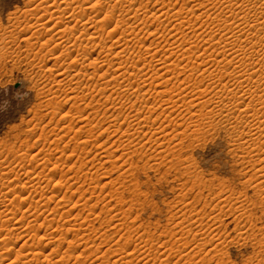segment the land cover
Returning a JSON list of instances; mask_svg holds the SVG:
<instances>
[{
  "label": "rangeland",
  "instance_id": "rangeland-1",
  "mask_svg": "<svg viewBox=\"0 0 264 264\" xmlns=\"http://www.w3.org/2000/svg\"><path fill=\"white\" fill-rule=\"evenodd\" d=\"M40 1L41 0H37V1L36 0H0V32H2V34H4L6 32L5 35H3L5 37L11 33L15 34L14 38L10 37L12 34L8 36L9 37L7 39L8 43L5 42L6 44L4 43L3 46H1L3 43L0 44V49H1L0 50V105H3V109L0 110V241L3 239L2 240L3 242L1 241V243H0L1 244L0 245L1 246V248H0V256H1L0 257V264H9V263L10 264H26L25 263L26 261H28L27 264H31V261H32V264H50V263L52 264V261H53V264L54 263L56 264L57 262H58L57 264H62V263L67 264V261H68V264H71V263H73V264H78V263H81V264H86V263L87 264H89V263H91V264H105V262H106V264H114L115 262H117L115 264H132V263L133 264H190V263L192 264L193 262H194V264H208V263L209 264H256V263L257 264H263L264 263V198H263L264 197V184H263L264 183V171L262 172L260 168H262V169L264 168V167H262V166H264V160H263L264 159V155H263L264 153H262V152H264V150H263L264 147H261L260 144L257 145V144L250 143L248 138H247L248 141L246 144V142H245L246 138L245 137H247L246 136L247 133L248 134L249 133H255L256 130L258 131L259 129L257 126L259 124L258 123L253 124L254 122L251 121L250 118H241V115L239 114L240 111H243L244 108L246 109V107H241V108L239 107L241 102H236V103L235 102L234 103L228 102L230 100L228 98L232 97V94H234V92L236 95H239L238 96L239 98L241 96H243V92H240L241 88L237 89L238 85H236V84H238L239 81L244 82L246 80L245 85L248 86L249 85V84H247L248 83V80H247L248 74H253L256 72V70L253 69V66H252V68H251V66L245 67L246 69L244 68L243 72H244V75H246L247 77L241 78V77H239L240 75H238L239 73L232 74L233 73L232 71L234 70V64H233L231 66H228L227 71H226L228 74L230 73L229 74L230 77L228 74L222 73L223 75H228V76L224 77L220 73L221 70H218L216 65H213V66H216L215 68L214 67H212V68L208 67L209 69H207V66H209V65H207V66L206 65H203V66L200 65L204 61V59H206L208 57L207 59L210 58L209 60H211V56L212 55L214 56L216 54H218V55L220 54L222 57L224 56L223 58H225L227 56L229 58V60H231V57H234V56H232V54L230 52L226 53L225 54L226 56L224 54H222L223 53L222 47L224 48V46H222V45H224V44L220 45L221 48H220V46L218 47L220 49L208 47V46H211L215 42V41H213V43H212V41L207 42V39L210 40L208 36H209V34L211 35L210 31L212 28H214V25L212 26L211 25L212 23H211V24H209L210 27L208 24H207L208 26H206V24L203 26V23L207 20V15H209L210 13H211L210 15H213V17L218 16L220 14V16H223L226 19L230 18V15L227 13L225 14L224 9L221 8L222 4H219L217 0H214L215 2L213 0H201V1L199 0V1H197L195 7L193 6L195 4L187 3V5L185 6L186 10H184L183 15H181L182 18L177 17L178 22L181 19H183L181 21H184V19L186 20V18H187V20L188 19L191 20L190 16L192 15V13L195 9V11L193 13L194 17L192 16V20L197 19L198 20L197 26L200 25L199 27H201V26L202 27L200 29H198L197 32H194V33H191V32H193V30H191V29L185 31L186 35L188 34V31L190 32L191 35L188 34L185 38V41H183V39H180V37L183 36V35L181 36V34L185 30L184 29L185 27L182 28L184 30H181V34H178L177 30L174 29V25H173L174 23L168 24V21H166L167 24L166 23L164 24L165 21H162V20L160 22H163V23L158 24V21L155 22L154 17L159 16L160 12H161L158 10H161L163 7L162 6L163 2L165 3L168 0H149V1L146 0V2H148V3H146L144 0V3L147 5H144L145 8L139 12V13H141L139 15V17L140 16L141 17L140 18L138 17V19H142V18L144 19L146 16L147 20H146V22H144V24L142 22H140L141 23V25H140V23H139L140 26L138 25V29H137L138 31L136 30V32L139 33L141 31V34L139 33L140 37H138V38L143 39V43L145 45L142 46L141 44H139V45H136L137 47L135 45L129 46L128 48L131 50H129V49L128 50L130 53L131 52L132 53L130 54L127 50V53L125 55H127V57H129L128 56L129 54L131 56H133L135 53H137L135 51H138L139 59H141L143 57V60H148V59H149L148 61H151L150 59H153V61L158 60L159 62L158 61L154 62L155 66H156V63H160V65L162 66L161 63L164 62L162 60V58L164 59V57L167 56L164 60L167 59V64H168V66L170 65L171 68L168 67L169 70H162V71L160 70L157 72L158 74L154 75V76L152 74V72H153L152 69L150 71L149 67H147L145 70H142L141 71L142 73H140L141 78L140 79L137 78V80L136 79L133 80V84L134 85L138 84L141 88L143 86L145 88L144 90H148V89L150 90L151 88L153 89L155 84H156V86H157V84H159L160 86H158V88L156 90H157V92H162L163 94H157L156 95L155 92L152 91L153 95H151V93L148 94L149 95L148 100L146 99V101L145 100L140 101V103L142 105L139 104L138 102H137L138 104L136 103L137 105L136 104L133 105L132 100L135 101V97L131 95V93H132L131 91L130 92L128 91V93H127L125 87H123V86H126L127 84H122V86L120 84V88L118 86H116V84L114 86V83H113L114 80H112V78H111V77H114V74H112L111 72H110L111 75L108 78H102L103 80H100L99 78L94 79V81H97L99 79V82H97V83L92 81L93 85L91 84L92 85L91 87H93V86L95 87L98 84L100 85L101 83H103V85H104L105 84L104 82L106 80L107 81L109 80L110 82L108 83L106 81V84H105L106 86L105 85L104 86L105 87L109 86V88L112 87L111 89H108V87H107L108 90L106 89L104 92L103 89L105 87L102 86L103 89L101 87L99 91L103 92V96H102V92H101V94L99 91L95 92V89L93 88L92 94H94V96L91 95L92 99L90 96H87L88 97L87 98L85 95L80 96L81 94H78L81 97V98H78L80 100V102H78L79 100L77 98H76L77 100L76 99L74 100L75 96L76 97H78V96L75 95L74 93H71L72 92L71 89L68 90L66 88L67 87L66 85H65L66 87L64 85H62V88H60V89L56 86L57 83L54 82L52 79H54V78L56 79L58 72L64 73L66 75H68V74L74 75V73L77 71H80V69L82 70L81 71L82 73L83 72L92 73L93 70L89 69V68H85V67L83 68L82 66H76L72 70V72L71 71H70V73L68 71L64 72V70H66L65 68H67L70 64V58L65 55V56H63V58H61V61L59 63L57 62L59 60L55 61L56 59H54V58L58 54H60V52L63 50L61 47L55 49L56 44H57L56 42L58 41V37H57V35L55 37V33H57L58 29L63 28L64 25H59L58 29H56L54 31H49V32L47 31L49 28H47L42 33L41 37H36V38L32 39L33 41L31 42V44H32L31 48H29L27 46L28 45L27 40H26L27 37H24L22 32L27 30L29 27L32 28L33 25L36 23V21H37L36 14H34L33 16H32V14L34 12H37L34 9L36 8L35 6H37ZM62 1H65V0H61V2ZM87 1L89 2V0H87ZM90 1H92V0H90ZM111 1L113 4H115V2H116V0L115 1L109 0L110 3H111ZM136 1L137 0H134L133 2H135V3H133L132 0H129V2L126 4V6H130V4L132 3V8L136 9V11H137V7L139 6V3H141L142 1L141 0H139L138 2H136ZM182 1L183 0H181L180 3H182ZM210 2H212V3H210ZM36 3H37V5H36ZM68 3L71 4V6H74L73 0H68ZM168 4H169V2H168ZM201 4H203V6ZM190 7L193 8V10ZM196 8H197V10H196ZM31 10L33 13L30 12ZM221 10H223V12ZM173 12L174 11H172V14L175 15V12L174 13ZM188 12H190V13H188ZM27 13H28V15H27ZM155 13H157V14L155 15ZM186 14H187V16H186ZM199 14L200 15L203 14L202 16L204 18L201 16L203 21L201 20V17ZM216 14H218V15H216ZM40 15L42 16V14H40ZM40 15H37L38 18ZM78 15L81 16L82 13H78ZM174 15H171L170 18H174ZM24 16H27V17H24ZM183 16H185V17H183ZM44 17H46V18H43L44 19L43 23L45 21H47V19H48L47 16H44ZM131 17L133 19H135V18L137 19L136 15H135V17H134V15H131ZM198 17H200V20ZM223 17H221V18H223ZM172 20H175V18ZM135 22H136V20H135ZM160 24H163V25H160ZM144 25H147V26H144ZM34 26H36V25H34ZM50 26H53V24L51 23ZM141 26H142V28H141ZM155 26H156V28H155ZM171 26H173V27H171ZM145 27L147 29H145ZM153 27H154V29H153ZM31 28H30L31 31L29 30L28 33H26V35L32 34L31 32L34 31L33 30L34 28H32V29ZM140 28H141V30H140ZM209 28H210V31H209ZM50 29H51V27H50ZM52 29H53V27H52ZM122 30H120V31L122 32ZM144 31H145V34H144ZM148 31L151 33L149 34ZM152 31H153V33L154 32L155 33L153 34ZM175 31H176V33H175ZM121 32L119 34H121ZM173 33H175L176 37H174ZM197 33H200V34L203 33L202 35L204 37L202 35L197 34ZM139 34H138V36H139ZM206 34H207V36H206ZM0 35H1V33H0ZM262 35L256 36L255 38H257V39H255V41L256 40L260 41V39L262 38L261 41L264 43V41H263L264 35L263 36ZM52 36H54V39L52 41H50L48 44L47 43L44 44V42H46V39L47 38L49 39ZM196 36H197V39H196ZM183 37H185V36H183ZM15 38H17V39L15 40ZM106 38H108V39H105V41H102L100 39H99V41H97V43L100 44L99 47H101L102 50H100L99 47H97L98 51H97V48H93V43H92V45L89 46L90 50H94L95 55L93 58L94 59L96 58V61L98 60L97 63L100 65L102 64L101 62L104 61L105 59L114 60L116 58L115 57L116 53H108L107 54L106 49L102 48L105 44L111 45V43H112V41H111L112 39L109 36H107ZM162 39H163V41H162ZM100 41H101V43L103 42L105 44L99 43ZM153 41L155 44L153 43ZM243 41H244V39H243ZM0 42H2V41L0 40ZM151 43H152V46H151ZM170 43H172V44H170ZM181 43H182V45H181ZM244 44H246V41L243 42V45ZM139 46L142 49L139 48ZM182 46H184V47H182ZM130 47H132V48H130ZM155 47H158V48H155ZM187 47L190 48L191 50H189ZM206 47H208L209 49L207 50ZM175 48H177V49H175ZM173 49H174V53H173ZM184 49H185L186 53H184L185 52ZM195 49H197L198 51ZM176 50L178 52H180L179 55H178V52ZM193 50L197 51V52H193ZM227 50H229V48ZM175 51L177 54L175 53ZM182 51H184V52H182ZM191 51H192V53H191ZM205 51H207V52H205ZM98 52L101 55H98ZM188 52H189L190 56L187 55ZM147 53H149V54H147ZM152 53L154 54L155 57L152 56L153 55ZM170 53L172 54V56L175 54L173 56L174 59L172 58ZM182 53L184 54L183 56H182ZM193 53L195 55L196 54L197 55L200 54V55L197 57V55L195 56V55H193ZM140 54L141 55L143 54V55L141 56ZM150 54L152 57L150 56ZM259 54L262 55V53H256L254 59L263 58V55L261 57V55H259ZM3 55H4V57H2ZM108 55H110V56L108 57ZM147 55H149V58ZM168 55H170V56H168ZM192 55H193V57H192ZM205 55H207V56H205ZM134 56H136V54ZM156 56H158V57H156ZM221 56L219 58L220 60L222 58ZM97 57H98V59H97ZM176 57L178 59L180 58V60H178ZM184 57L187 60H183V59H185ZM195 57H197L199 59H197ZM189 58H190V61H188ZM193 58H195V59H193ZM173 60H174V62H173ZM181 60L183 61V63ZM201 60H203V61H201ZM262 60H264V58ZM169 62H170V64H169ZM186 63L189 65L195 64L196 67H195V65L189 66ZM32 64H33V66H32ZM53 65H55V66L57 65V67H54ZM210 66H211V64H210ZM61 67H63V68H61ZM181 67H182V69H181ZM201 67H203V68H201ZM50 68H52V70L55 69V71L52 72L54 74H52L48 71ZM108 68L109 67H107V69H105V72H104V69H102L103 70V71H101L102 73L100 72L101 76L106 74V71L108 70ZM190 68L191 69L193 68L192 69L193 71ZM195 68L197 70H195ZM199 68H201V69H199ZM185 69H188V70H185ZM205 69H207L208 71ZM181 70H182V72H181ZM184 70L186 72H184ZM165 71L166 72L168 71L167 74H165L166 73ZM67 72H68V74H67ZM103 72H104V74H103ZM146 72H148V73L151 72V73L148 74ZM180 72L181 73L184 72V74L181 75ZM246 72H247V74H246ZM215 73L217 74V76ZM256 73H258V74H256L257 76L260 74L259 72H256ZM177 74L178 75L180 74L179 75L180 77H178ZM211 74H214V75H211ZM149 75H152L153 77H155V79L153 77L151 78V76H149ZM174 75H176L175 77L176 78L178 77V78L176 79L174 77ZM183 75L186 76L185 79H183L184 78ZM208 75H210L211 77L213 76L212 77L213 81H212V78L210 80V78H209L210 76H208ZM218 75H221L223 77H221V76L218 77ZM158 76H159L160 80H157V79H159ZM214 76L217 78H215ZM231 76L234 80L231 78ZM148 77H150L151 79ZM203 77L206 79L205 81H203V79H204ZM174 78L176 79L177 83H176ZM188 78L190 80H188ZM200 78H202V79H200ZM214 78H215V80H214ZM221 78H223V79H221ZM225 78L226 79L229 78V81L226 80ZM245 78H247V79H245ZM195 79H197L196 80L197 82L194 81ZM207 79H208V81H207ZM235 79L238 80V82L235 81ZM242 79H244V81ZM71 80H73V79L70 78V80H68L66 83L70 82ZM178 80H179V82H178ZM182 80H183V82H182ZM222 80H224L223 83H222ZM140 81L142 84L141 83L139 84ZM184 81L186 84L184 83ZM233 81H234V84H232ZM76 82L74 81V83H76ZM163 82H164V85H163ZM193 82H194V85L192 84ZM199 82H201V83H199ZM219 82H220V84H219ZM225 82L227 85L224 84ZM94 83H96V84H94ZM148 83L150 84L151 88L149 85H147ZM211 83H213V84H211ZM144 84L147 87L148 86L149 87L147 88ZM176 84H179V86L181 85L180 88H178L179 86ZM188 84H189V86H188ZM195 84H197V85H195ZM199 84H200V86H199ZM228 84L229 85L231 84V86H228ZM185 85L188 86V88H185L186 87ZM225 85H226V88H225ZM48 86L49 87L51 86L50 88L53 87L55 90V91H53L55 93H54V99H52V102L54 101V103L52 104V107L50 106L52 103L50 98H53L52 97L53 93H51L50 90L48 91V88H49ZM176 86H178V87H176ZM63 87H64V89H63ZM232 87H234V90L232 89ZM184 88L186 89L187 92L185 90L182 91ZM221 88L224 91H221L222 90ZM256 88L252 89V91H255ZM263 88H264V83H263ZM65 89H67L68 91H66ZM112 89H114L115 92L118 89L119 93L121 90L120 96L117 93L112 94V92L114 91ZM123 89H124V91H122ZM180 89H181V91H180ZM231 89L234 92H232ZM236 89H237V91H236ZM97 90H98V88H97ZM175 90H177L178 92ZM243 90H245L244 91L245 95L243 97H245V98L247 97L246 101H244V104H247V102L250 101V100H248L250 98H252L251 101H254V99H256V101H258L260 98H262L260 101H264L263 92H259L258 94L253 93V97H252L250 95L251 91L247 87H245ZM259 90H262V87ZM56 91L59 93L57 94ZM171 91L172 92L174 91V92L170 93ZM179 91H180V93H179ZM49 92L51 94H48ZM97 92H99V93L97 94ZM166 92H167V94H166ZM201 92H202L203 96L201 95ZM222 92L223 93L228 92L229 94L227 93V95L226 94L222 95V94H220ZM70 93L73 95L71 96ZM168 93H169V95H168ZM247 93H249L248 96H247ZM95 94L98 95V97H100V98L95 97L96 96ZM195 94H197L198 98L196 97ZM216 94H217V96H216ZM56 95H59V96H56ZM110 95H112V96L110 97ZM154 95H156V97ZM176 95H178L179 97H177ZM198 95L201 97V99H199L200 97ZM204 95L205 96L207 95L208 97L206 96L205 98H203ZM171 96H173V98H170ZM218 96L222 101L220 99H218ZM225 96H227V97L225 98ZM72 97H74L73 99H71L72 101L68 100ZM106 97H107V99H110V98L111 99L106 101ZM120 97L121 98L123 97V98L121 99ZM243 97H242V99H243ZM255 97H257V98H255ZM84 98H86V99H84ZM112 98H114V99H112ZM130 98H131V101L129 100ZM190 98L192 100L194 99L193 101H195V100L196 101L193 103V101L190 100ZM202 98H203V100H202ZM207 98L208 99L210 98L211 101L210 100H208V101L210 102L211 105L207 101ZM56 99H58V100H56ZM101 99H103V100H101ZM115 99H116V101H115ZM149 99H150V101H149ZM166 99H168L169 102H171V100H173V99L176 102V99H177V101H178L177 105L178 106L174 105L175 103L173 104V101H172V105H173V107L175 106V109L173 107H169L164 102V101H166ZM55 100H56L57 104H56ZM67 100H68V103L66 102ZM81 100H82V102H81ZM84 100H85V102H83ZM87 100H89V101H87ZM93 100H96V101H93ZM224 100H225V102H223ZM102 101L103 102L105 101L106 103L104 102L105 103L104 104V103H102ZM127 101H128V104H125V103H127ZM161 101L163 103H165L166 105L163 106V103ZM204 101H205V103H204ZM47 102L50 105H47L46 104ZM49 102H51V103H49ZM95 102L97 104H95ZM98 102L100 103V105ZM109 102H110V104H109ZM129 102H130L131 110H129L130 108H129V106H127V105H129ZM131 102H132L133 106H136V107H133L134 109L132 108ZM143 102H145V103L148 102V103L143 104ZM154 102L157 103L156 104L157 106L159 105V109H158L159 111L157 110V112H155L156 114L154 115V116H156L155 118L159 117L161 115V113L163 114L161 116L160 120L155 122V125L153 128H156V129L152 128L153 129L152 130V129L145 128L144 130H140L142 133L138 131L137 132L138 134L137 133L135 134V132H133V130L130 131V133H128V134H127V132H129V131L123 132V131H125V129H123V131H122V133H124V135L127 134L126 136H128L129 134H131L133 132L134 134H131V135H133L134 137L139 138V136H141L142 139H144L145 144H143L144 145V148L142 151L143 153H141L142 155L143 154L144 155L142 156L141 154H138L137 156L133 155L131 157L130 154H128V155H125L124 158H121L120 161L119 160L116 161L115 159H117V156H120V152L118 154H116V153L113 154V151L115 152V150L117 149L115 147L118 146V140L122 136V133L121 134L119 133L118 135H115L114 133H112V130L115 131V125L117 123H120V119L125 118L126 116L128 117V115L133 116V115H135V113L136 114L137 113H144V114L148 113V111H147V110H149L148 108L150 106L154 105L155 104ZM191 102H192V104H190ZM196 102H200V104L199 103L196 104ZM206 102L208 103V105ZM60 103L62 105H58ZM75 103L77 106L75 105ZM161 103H162V105H161ZM179 103L180 104L182 103L181 106H179L180 105ZM201 103L202 104L204 103L205 107H204V105H201ZM219 103H220V105L217 106ZM44 104H46L47 106ZM94 104L97 106L95 107ZM107 104H109V105H107ZM120 104L123 107L120 106ZM183 104H185V106ZM194 104L196 105V107L198 105L200 107L198 106L196 108L194 106ZM222 104H224V105L222 106ZM101 105H102V107H101ZM124 105H126V106L124 107ZM172 105H170V106H172ZM187 105L189 108H186ZM190 105H192V106H190ZM236 105H237V107H236ZM53 106H54V108L56 106L58 107V108L57 107L55 108L56 111L54 110ZM142 106H144V107H142ZM145 106H146V109H145ZM213 106H215L214 109H212ZM226 106H227V108L225 109L224 107H226ZM109 107H110V109H109ZM120 107H122L123 109ZM138 107L140 108L139 109L140 111L138 110ZM113 108H116V110ZM142 108H144L146 112L144 110L142 111ZM200 108L202 109L201 111H199ZM76 109H77V112H76ZM94 109L97 111L95 112ZM118 109H119V111H118ZM127 109H128V113H130V114L127 113ZM210 109L212 110V112ZM78 110H80V111H78ZM179 110L180 111L183 110L182 115H181L182 112H180ZM188 110H190L191 113H190V111L188 112ZM207 110H208V112H206ZM86 111L90 112V114H92V116L89 115ZM121 111H122L123 115H122V113H120ZM129 111H131L132 113L133 112H135V113L132 114ZM78 112H79V114L76 115ZM80 112H82V113H80ZM105 112H107L106 115H105ZM159 112H161V113L159 114ZM194 112L197 114V116H195L196 114ZM110 113L112 114V116H110L111 115ZM117 113H119V114L116 118L115 115H117ZM168 113H170V114H168ZM86 114H88L89 117ZM126 114H128V115H126ZM158 114H159V116H158ZM79 115L81 116L82 121H80L78 119ZM200 115H201L202 119L199 117ZM82 116H84V118ZM106 116H110V117H107L108 118L107 119ZM119 116H123V117L120 118ZM102 117H104V118L102 119ZM177 117H179V118H177ZM105 118H106V120H105ZM115 118L116 119L119 118V122H118V120L115 122ZM208 118H209V120H208ZM87 119H88V121L90 119L89 122L92 121L91 123H93V124L90 125L87 122ZM84 120L86 122H83ZM95 120H97L98 122H95ZM162 120H163V122H161ZM177 120H178V124H177ZM197 120L200 123H198ZM201 120H202V122H201ZM169 121L171 122V124ZM77 122H78V125H77ZM83 123L84 124L86 123V124L84 125ZM96 123H101L102 126L99 124L101 126L100 127ZM109 123H111V124H109ZM174 123H176V124H174ZM168 124H169V126H168ZM179 124H181L182 126ZM68 125H70L71 127L73 126L72 127L73 130ZM80 125H82V126H80ZM109 125L111 127V129H110L111 132L109 131V128H110ZM165 125H167L166 127H168V129L165 127ZM178 125H179V127H178ZM196 125L199 128H197ZM65 126H66V128H65ZM92 126L93 127L97 126V127H95L96 132ZM113 126H114V128H113ZM156 126L160 127V128H157ZM162 126L164 127V130H163ZM81 127L85 128V129L87 127V129H86L87 131H85V129H82ZM102 127H103V130H102ZM263 127H262V129H263ZM64 128L67 130V132H70V133L65 132L66 130ZM77 129L80 132L77 131ZM105 129H107V131ZM160 129H161V131H160ZM93 130H94V132H93ZM165 130H166V132H165ZM74 131H76V132H74ZM84 131L86 134L87 133H89V134L86 135L84 133ZM91 131H92V133H91ZM103 131L104 132L106 131L107 133L103 134ZM150 131H151V133H150ZM152 131H154V132L160 131L161 133H160V135L158 134L159 136L157 135L156 137H153L154 139L152 138V141H150L151 135L153 134ZM183 131H186V132H183ZM246 131H248V132H246ZM108 132H110L111 134L109 135ZM147 132H149V134L145 135V133H147ZM240 132L241 133L244 132V133L241 134ZM258 132H259L258 135L262 134L261 130ZM65 133H67L66 138L64 136ZM90 134H91V136H94V137L93 138L91 137V139H89V138L86 139V137H90ZM56 135H58V136H56ZM96 136H99V137H97L98 140L96 139ZM109 136H112V137H109ZM143 136H145V137L143 138ZM80 138H81V140H80ZM75 139H76V142H74ZM78 140H80L81 142L79 143ZM87 140H89L91 147L89 145V142H86ZM94 140L95 141L97 140V141L92 143ZM116 140H117V143H116ZM83 141L86 142L87 145H86V143H84V146H83L82 145ZM114 141H115V143H114ZM76 143L79 146L76 145ZM74 144H75V146H77L79 148V149H75L76 151L72 150L75 148ZM100 144H102L103 147ZM105 144H106V146H104ZM80 146H81V149H82V147H84L82 149L83 151L85 149L84 152L80 149ZM111 146H112V148H111ZM86 148L89 151L86 150ZM73 151L76 153L74 154ZM104 151L106 152V154L108 152H110L109 154L112 153L113 154L112 156L115 155L116 157L114 156L112 158L107 157V158L101 159V157H102V156H100L101 152H104ZM81 152H82V154H80ZM86 152H88V153L86 154ZM124 153L127 154V152H124ZM260 153L262 155H259ZM78 154H79V156H78ZM96 154H98V156H96ZM246 154H248L250 156L246 157ZM75 155H76V157H75ZM80 155H82V156L80 157ZM94 156L97 158L94 159ZM136 157L137 158L140 157V158L137 159ZM248 157H250V159ZM78 158H79V160H78ZM245 158H247V159H245ZM90 159H92V160H90ZM108 159H110V161H106ZM128 159H129V162H127ZM93 160H94V162L92 163ZM112 160L114 161V163H111ZM136 160H138V162ZM245 160H247V161H245ZM104 161H106L108 163H105L103 165ZM125 161L127 162L126 163L127 165H125ZM134 161L137 162L136 165L134 164L135 163ZM109 162H110V164H109ZM115 162H116V164H115ZM131 162L134 164V165L132 164V167L136 166L135 168H132L130 166ZM82 163H83V165H81ZM84 163L87 166L84 167V165H85ZM128 163H129V165H128ZM73 164H75V165H73ZM92 164H93V167H89ZM113 164H114V166H113ZM122 164L126 168L120 167V166H122ZM56 165L59 166V167H57L58 169H55ZM95 165H97V166H95ZM71 166L73 168H71ZM115 166H117V167H115ZM75 167H76V169H75ZM82 167H83V169H82ZM69 169H71V170H69ZM78 169H80L81 171L79 172ZM88 169H90V171ZM96 169H97V171H95ZM130 169H131V172H130ZM258 169H259V171H258ZM132 170H136V171H134L132 173ZM93 171H94V173H93ZM125 171H126V173H125ZM74 172L75 173L77 172V174H75ZM85 172H88V173L86 174ZM61 173H62V176H61L62 178L60 177ZM63 175H64L65 179L63 178ZM86 175H88V176H86ZM121 175H122V177H121ZM124 176H126V177H124ZM70 177H72V178L70 179ZM80 177H81V179H80L81 183L84 180V182L82 184L80 183V181L77 180ZM89 177H91V180ZM84 178H86L87 180H85ZM250 178H252V179H250ZM74 179H75V181L77 180L78 182L76 181V183H75ZM116 180H118V181H116ZM115 181H116V183H115ZM73 182H74V184H73ZM85 182H88V183L83 185ZM91 183H93V185ZM57 184H59V186H57ZM79 185H81V186H79ZM82 185L84 188H82ZM90 185L92 188L90 187ZM261 186H262V188H260ZM76 187H77V189H76ZM112 187H113V189H112ZM78 188L79 189L82 188V189H80L81 193L78 191ZM85 188H87L88 191ZM118 188H119V190L121 189L122 191L121 190L119 191ZM136 189L138 191H136ZM55 190H56V194H55ZM76 190L78 191V193ZM83 190L85 192L86 191L87 192L85 193ZM113 190H115V192ZM73 191H75V192H73ZM34 192H36V193H34ZM83 192H84V194H83ZM112 192H113V198L115 197L114 200L110 196V195H112ZM116 192H117V194L114 195ZM227 192H229V193H227ZM131 193H132V195H131ZM137 193L140 196H138ZM80 194H83V195L80 196ZM89 194H91V195H89ZM135 194H136V196H135ZM108 195L110 196V198ZM117 195H119V197ZM137 196H138V198H137ZM53 197L55 198V200L52 199ZM91 197H92V199H90ZM261 198L263 200H261ZM116 199H118V200L116 201ZM237 199H239V200H237ZM235 200L238 201V203L234 202ZM106 201H108L109 203ZM115 201H116V204H115ZM260 202H262V204ZM55 206L58 208H56ZM242 207L245 211H243V209H241ZM108 208H111V209H108ZM237 209L241 210L242 212L238 211ZM202 210L206 211V214H202V213H205L204 211L202 212ZM69 212H70V214H69ZM80 212H81V215H80ZM188 212L190 213V215ZM184 213H185V215H184ZM241 213L243 215H241ZM203 215H205V216L203 217ZM66 216H68V217H66ZM188 216H189V218H188ZM240 216H241V218H240ZM49 217H50V220H49ZM183 217L187 218L186 219L187 222H185V218H183ZM190 217H191V219H190ZM215 218H217V220ZM200 220H201L202 224H200V222H199ZM39 223H41V225ZM55 223H56V225H55ZM217 224H218V226H217ZM131 226H133V227H131ZM200 226L206 227V228H201ZM10 228H12V229H10ZM67 229H68V231H67ZM186 229H189L188 231L191 233L188 234ZM192 229H193V231H192ZM10 230H12V231H10ZM197 231H199L200 233L198 234ZM182 232H185V234H182ZM173 234H175L174 237L170 238L169 236L170 235L173 236ZM196 234H198V235H196ZM39 236H41V237H39ZM84 236H86L87 238L91 237V240L87 239L86 237L84 238ZM156 238L157 239L159 238V239L157 240ZM85 239L88 241H92V242L88 243V241H86ZM155 239H156V241H155ZM172 240H173V243H172ZM174 240H176L175 243H174ZM84 241H86L87 243L86 242L84 243ZM145 241H146V243H145ZM27 242L31 245L30 247H29V244ZM93 242H94V244H93ZM24 243H27L28 245L26 244L27 245L26 246ZM23 245H25V247ZM141 245L142 246L144 245V246L142 247ZM32 246L38 247V252L41 255L40 257H38L36 259L37 261L33 260L34 259L33 258V253H34L33 251H36V250L32 249L31 248ZM148 247H149V249H148ZM4 248H5V250H4ZM170 248L171 249L174 248V250L173 249L171 250ZM137 249H138V251H137ZM57 250H59V254H58ZM150 250H152V251H150ZM156 250H158V251H156ZM50 251L53 253H50ZM105 251H106V253H104ZM110 251H112V252H110ZM119 251H120V253H119ZM113 252H117V254H115ZM118 253L119 254L122 253L121 254L122 256L123 255L125 256L127 254H129V255L125 256V258H124V256L121 258V256L119 257ZM16 254L18 256H16ZM69 254H71V255H69ZM103 254H104L103 257H105V258L102 257ZM109 254H111V255L109 256ZM151 254H153V255H151ZM21 255H23V256H21ZM47 255H50V256L53 255L52 256L53 258H51L50 256L47 257V259L50 257L49 259L52 261H50L49 259L48 260L46 259L45 256H47ZM64 255H66V256H64ZM68 255L71 258H69ZM88 255H90V256H88ZM61 256L62 257L64 256L65 259H64V257L62 258ZM76 256H78V257H76ZM87 256H88V258H87ZM189 256L193 259H191ZM75 257H76V259H75ZM30 258H32V259H30ZM62 259H64L63 260L64 262L60 261ZM67 259H69V260H67ZM121 259H122V261H121ZM188 259H191V261L192 260L193 261L191 262ZM262 259H263V261H262ZM76 260H78V261L76 262ZM129 260H130V262H129Z\"/></svg>",
  "mask_w": 264,
  "mask_h": 264
},
{
  "label": "bare ground",
  "instance_id": "bare-ground-1",
  "mask_svg": "<svg viewBox=\"0 0 264 264\" xmlns=\"http://www.w3.org/2000/svg\"><path fill=\"white\" fill-rule=\"evenodd\" d=\"M37 1V0H36ZM113 1H115V0H113ZM134 0H132V2H133ZM139 0H137L136 2H138ZM142 1V2H141ZM140 2L141 3H139V6L137 7V11H136V9H134V8H132V3L130 4V6H126V4L129 2V0H116V2H115V4H113L112 3V1H111V3L109 2V0H92V1H90L89 0V2L87 1V0H73V5L74 6H71V4H69L68 3V0H65V1H62L61 2V0H41L40 2H39V4L37 5V3H36V5L37 6H35L36 8L34 9V10H36L37 12H32V10L30 11L31 13H33L32 14V16L34 15V14H36V17H37V21H36V23L34 24V25H36V26H34L33 25V27L32 28H34L33 30V32H31L32 34L31 35H26V33H28V31L30 30V28L31 27H29L27 30H25V31H23L22 33H23V36L24 37H27L26 38V40H27V43H28V47L29 48H31V46H32V44H31V42L33 41L32 39H34V38H36V37H41V35H42V33L47 29V28H49L47 31L49 32V31H54V30H56V29H58V26L59 25H64V27L63 28H60V29H58V31H57V33H55V37H56V35H57V37H58V41L56 42L57 44H56V47H55V49L56 48H62L63 50L60 52V54H58L54 59H56L55 61H57V60H59V61H57L58 63L61 61V58H63V56H67V57H69L70 58V64H69V66L67 67V68H65L66 70H64V72L65 71H68L69 73H70V71L72 72V70L76 67V66H82L83 68L85 67V68H89V69H92L93 70V72L92 73H90V72H81L82 70L80 69V71H77V72H75L74 73V75H70V74H68V72H67V74L68 75H66V74H64V73H59L58 72V74H57V76H56V79L54 78V79H52L54 82H56L57 83V87L60 89V88H62V85H66L65 87L68 89V90H70L71 89V93H74L75 95H77L78 97H76L75 96V98L74 97H72V98H70V99H68V100H71V99H73L74 98V100L77 98H81L80 96H82V95H85L86 97L87 96H90L91 97V95H93L94 96V94H92V90H93V88L95 89V92L96 91H99L100 90V88L103 86V87H105L106 85V81L104 82L105 84V86L103 85V83H101L100 85L98 84L97 86H93V87H91L93 84H92V81H94V79H96V78H99L100 80H103L102 78H108V77H110V72L112 73V74H114V77H111L112 78V80H114L113 81V83H114V86H115V84H116V86H118L119 88H120V84H121V86H122V84H127L126 86H123V87H125V89H126V91H127V93H128V91L130 92H132L131 93V95L132 96H134L135 97V101H133L132 100V102H133V105L134 104H136L137 102L139 103V104H141L140 103V101H146V99L148 100V98H149V95L148 94H150L151 93V95H153L152 94V91L153 92H155V94L157 95V94H163L162 92H157V88H158V86H160L159 84H157V86H156V84H155V86L153 87V89L151 88V86H150V84L148 83L147 85H149L150 86V88L152 89H148V90H144L145 88L142 86V88L138 85V84H136V85H134L133 84V80H137V78H141L140 77V73H142L141 71L142 70H145L147 67H149L150 68V71H151V69H152V74H153V76L154 75H157L158 73V71H162V70H169V68L168 67H170L171 68V66L169 65L168 66V64H167V59L166 60H164L166 57H164V59L162 58V60L164 61L163 63H161L162 64V66L160 65V63H156V66H155V64H154V62H156V61H158V60H154L153 61V59H150L151 61H148V60H143V57L141 58V59H139V54H138V51H135V52H137V53H135L136 54V56H131L130 54L132 53H130L129 52V50H131V49H129L128 47L129 46H133V45H139V44H141L142 46H144L145 44L143 43V39H140V38H138V37H140V34H141V28H142V26H141V28H140V34L138 33V32H136V30L138 29V25H139V23L140 22H142L143 24H144V22H146V16H145V18L143 19H138V17H139V15L141 14V13H139L141 10H143L144 8H145V6L144 5H147V4H145L144 3V0H141ZM149 1V0H148ZM197 1H199V0H183L182 1V3H180L181 2V0H168L167 2H163V4H162V9L161 10H158V11H161L160 12V15L159 16H156V17H154V19H155V22H157L158 21V24L159 23H163V22H160L161 20L162 21H165L164 22V24L166 23V21H168V24H172V23H174L173 25H174V29H176L177 30V32H178V34H181V30H184L183 32H182V34H181V36L183 35V36H185V37H180V39H183V41H185V38H186V36L188 35V34H190V32L188 31V34L186 35V32L185 31H187V30H193V32H191V33H194V32H197V30L198 29H200L201 27H199V26H197L198 24V20L197 19H194V20H192V16L194 17V11H195V9H194V11H193V13H192V15L190 16V18H191V20L190 19H188L187 20V18H186V20L184 19V21H181V20H183V19H181L179 22H178V20H177V17H181L182 18V16L181 15H183V12H184V10H186V5H187V3H193V4H195V5H193L194 7L196 6V3H197ZM201 1V0H200ZM214 1V0H213ZM218 1V3L219 4H222V6H221V8L222 9H224V13L226 14H229L230 15V18L229 19H226V18H224L223 16H220V14L218 15V14H216V15H218V16H215V17H213V15H207V20L203 23V26L206 24V26H208L209 24H211L212 26L214 25V28H212L211 29V31H210V28H209V31H210V33H211V35L209 34V39L210 40H208L207 38V42L208 41H212V43H213V41H215L211 46H208V47H213V48H218L221 44H224V45H222V46H224V48L222 47V50H223V53L222 54H226V53H228V52H230L231 54H232V56H234V57H231V60H229V58L226 56L225 58H223L220 54V56L222 57L221 58V60L219 59L220 58V56L218 55V54H216V55H212L211 56V60H209V59H204V61L203 60H201V61H203L200 65L201 66H203V65H209V66H207V69H209L208 67H216L217 66V68H218V70H221V74L223 73V74H228L226 71H227V67L228 66H231V65H233L234 64V70L232 71L233 73L232 74H237V73H239L238 75H240L239 77H241V78H244V77H247L246 75H244V72H243V69L245 68V67H248V66H251V68H252V66H253V69L254 70H256V72H259L260 74L257 76L256 74H258V73H256L255 71V73H253V74H248V79L247 78H245V79H247L248 80V83L247 84H249L248 86H246L245 84V82H246V80L244 81V79H242L244 82H242V81H239L238 82V80H236L235 79V81H237L238 82V84H236V85H238V87H237V89L239 88H241V91L240 92H243V96L245 95V93H244V91L245 90H243L245 87H247L250 91H251V96L253 97V93H256V94H258L259 92H263V94H264V88H263V83H264V60H262L263 58H264V43L261 41V39H260V41H258V40H256L255 41V39H257V38H255L256 36H258V35H264V0H217ZM216 1V2H217ZM77 2V3H76ZM145 2H146V0H145ZM168 2H169V4H168ZM215 2V1H214ZM35 3V2H34ZM72 3V2H71ZM76 3V4H75ZM133 3H135V2H133ZM146 3H148V2H146ZM202 3V2H201ZM210 3H212V2H210ZM158 4V3H157ZM181 4V5H180ZM215 4V3H214ZM35 5V4H34ZM120 5V6H119ZM149 5V4H148ZM202 6H203V4H201ZM218 5V4H217ZM216 5V6H217ZM215 6V5H214ZM213 6V7H214ZM219 6V5H218ZM135 7V6H134ZM147 7V6H146ZM205 7V6H204ZM220 7V6H219ZM136 8V7H135ZM191 8V7H190ZM192 10H193V8H191ZM33 10V11H34ZM174 11L175 12V15L174 14H172V11ZM196 10H197V8H196ZM222 12H223V10H221ZM23 12V11H22ZM39 12V13H38ZM173 12V13H174ZM190 12H188V13H190ZM199 12V11H198ZM205 12V11H204ZM203 12V13H204ZM25 13V12H24ZM78 13H82V15L80 16V15H78ZM159 13V12H158ZM186 13V12H185ZM201 13V12H200ZM206 13V12H205ZM40 14H42V16L40 15ZM157 13H155V15H156ZM177 14V15H176ZM196 14V13H195ZM223 14V13H222ZM27 15H28V13H27ZM30 15V14H29ZM37 15H40L39 16V18H38V16ZM131 15H134V17H135V15L137 16V19L135 18V19H133L132 17H131ZM171 15H174V18H175V20H172V19H174V18H170V16ZM185 15V14H184ZM189 15V14H188ZM200 15V14H199ZM203 15V14H202ZM202 15H200V17L202 16ZM206 15V14H205ZM204 15V16H205ZM44 16H47V21H45L44 23H43V18H46V17H44ZM143 16V17H144ZM154 16V15H153ZM152 16V17H153ZM186 16H187V14H186ZM24 17H27V16H24ZM35 17V16H34ZM33 17V18H34ZM35 17V18H36ZM130 17V18H129ZM141 17V16H140ZM139 17V18H140ZM183 17H185V16H183ZM200 17H198L199 18V20H200ZM203 17V16H202ZM202 17H201V20H202ZM221 17H223V18H221ZM228 17V16H227ZM196 18V17H195ZM204 18V17H203ZM18 19V18H17ZM149 19V18H148ZM206 19V18H205ZM225 19V20H224ZM135 20H136V22H135ZM154 21V20H153ZM203 21V20H202ZM178 22V23H177ZM21 23V22H20ZM51 23L53 24V26H50L51 25ZM148 23V22H147ZM149 24V23H148ZM152 24V23H151ZM167 24V23H166ZM208 24V25H207ZM19 25V24H18ZM140 25H141V23H140ZM139 25V26H140ZM160 25H163V24H160ZM144 26H147V25H144ZM149 26V25H148ZM158 26V25H157ZM205 26V27H206ZM27 27V26H26ZM50 27H51V29H50ZM52 27H53V29H52ZM151 27V26H150ZM171 27H173V26H171ZM183 27H185L184 29H182ZM209 27H210V25H209ZM31 28V29H32ZM152 28V27H151ZM155 28H156V26H155ZM159 28V27H158ZM123 29V30H122ZM145 29H147L146 27H145ZM153 29H154V27H153ZM23 30V29H22ZM120 30H122V32L120 31ZM156 30V29H155ZM31 31V30H30ZM138 31V30H137ZM157 31V30H156ZM201 31V30H200ZM207 31V30H206ZM205 31V32H206ZM208 31V32H209ZM121 32V34H119ZM149 32V31H148ZM180 32V33H179ZM207 32V33H208ZM1 33V35H0V40L2 41V42H0V44H2L1 46H3L4 45V43L6 42V43H8L7 42V39L9 38L8 36L9 35H11V34H9L8 36H3V35H5V33L4 34H2V32H0ZM20 33V32H19ZM136 33V34H135ZM139 34V36H138V34ZM147 33V32H146ZM151 32H149V34H150ZM152 33H153V31H152ZM155 33V32H154ZM153 33V34H154ZM158 33V32H157ZM175 33H176V31H175ZM175 33H173L174 34V37H176L175 36ZM144 34H145V31H144ZM197 34H199V35H202L203 33H197ZM14 33L10 36V37H13L14 38ZM20 35V34H19ZM191 35V34H190ZM262 35V36H263ZM107 36H109L112 40V43H111V45L109 44V45H107V44H105V43H103V44H105L102 48H104V49H106V53L108 54V53H116V58L114 59V60H109V59H105L104 61H102L101 63V65L100 64H98L97 63V61H96V58L94 59L93 57H94V50H90L89 49V46L90 45H92V43H93V48H97V47H99L100 46V44H98L97 43V41H99V39L100 40H102V41H105V39H108V38H106ZM151 36V35H150ZM203 36V35H202ZM201 36V37H202ZM206 36H207V34H206ZM17 37V36H16ZM20 37V36H19ZM173 37V36H172ZM179 37V36H178ZM177 37V38H178ZM200 37V36H199ZM204 37V36H203ZM142 38V37H141ZM157 38V37H156ZM155 38V39H156ZM188 38V37H187ZM17 38H15V40H16ZM38 39V38H37ZM54 39V36H52L51 38H47L46 39V42H44V44L45 43H49L50 41H52ZM104 39V40H103ZM176 39V38H175ZM192 39V38H191ZM196 39H197V36H196ZM243 39H244V41H246V44H244L243 45ZM14 40V39H13ZM179 40V39H178ZM177 40V41H178ZM190 40V39H189ZM188 40V41H189ZM200 40V39H199ZM45 41V40H44ZM162 41H163V39H162ZM182 41V40H181ZM197 41V40H196ZM204 41V40H203ZM263 41H264V39H263ZM10 42V41H9ZM14 42V41H13ZM187 42V41H186ZM198 42V41H197ZM5 43V44H6ZM99 43H101V41L99 42ZM101 43V44H102ZM153 43H154V41H153ZM167 43V42H166ZM194 43V42H193ZM155 44V43H154ZM153 44V45H154ZM168 44V43H167ZM170 44H172V43H170ZM180 44V43H179ZM207 44V43H206ZM140 45V46H141ZM181 45H182V43H181ZM184 45V44H183ZM192 45V44H191ZM190 45V46H191ZM102 46V45H101ZM139 46V48H141ZM149 46V45H148ZM147 46V47H148ZM151 46H152V43H151ZM150 46V47H151ZM160 46V45H159ZM186 46V45H185ZM189 46V47H190ZM27 47V48H28ZM137 47V46H136ZM154 47V46H153ZM181 47V46H180ZM182 47H184V46H182ZM208 47H206V49L208 50L209 48ZM100 48V50H102L101 49V47H99ZM130 48H132V47H130ZM144 48V47H143ZM155 48H158V47H155ZM188 48V47H187ZM200 48V47H199ZM220 48H221V46H220ZM220 48H218V49H220ZM229 48V50H227V49ZM10 49V48H9ZM103 49V50H104ZM129 49V50H128ZM142 49V48H141ZM140 49V50H141ZM151 49V48H150ZM149 49V50H150ZM175 49H177V48H175ZM189 50H191L190 48H188ZM1 50V49H0ZM29 50V49H28ZM27 50V51H28ZM99 50V51H100ZM127 50H128V52L130 53L128 56L129 57H127V55H125L126 53H127ZM136 50V49H135ZM152 50V49H151ZM156 50V49H155ZM154 50V51H155ZM159 50V49H158ZM163 50V49H162ZM170 50V49H169ZM179 50V49H178ZM195 50H197V49H195ZM204 50V49H203ZM215 50V49H214ZM221 50V51H222ZM97 51H98V48H97ZM148 51V50H147ZM157 51V50H156ZM155 51V52H156ZM168 51V50H167ZM177 51V50H176ZM176 51H175V53H176ZM180 51V50H179ZM184 51H185V49H184ZM184 51H182V52H184ZM188 51V50H187ZM198 51V50H197ZM197 51H194L193 50V52H197ZM51 52V51H50ZM101 52V51H100ZM134 52V51H133ZM150 52V51H149ZM153 52V51H152ZM154 52V53H155ZM178 52V51H177ZM181 52V51H180ZM180 52H178V55L180 54ZM190 52V51H189ZM189 52L187 53V55L188 56H190L189 55ZM205 52H207V51H205ZM3 53V52H2ZM105 53V54H106ZM140 53V52H139ZM157 53V52H156ZM155 53V54H156ZM163 53V52H162ZM161 53V54H162ZM173 53H174V49H173ZM184 53H186V51L184 52ZM191 53H192V51H191ZM219 53V52H218ZM256 53H262V55H263V58H256V59H254V57H255V54ZM103 54V53H102ZM147 54H149V53H147ZM153 54V53H152ZM171 54V53H170ZM177 54V53H176ZM98 55H101V54H99V52H98ZM141 55V54H140ZM143 55V54H142ZM141 55V56H142ZM146 55V54H145ZM158 55V54H157ZM175 55V54H174ZM173 55V56H174ZM184 54L182 53V56H183ZM193 55H195L194 53H193ZM193 55H192V57H193ZM197 55V54H196ZM195 55V56H196ZM200 55V54H199ZM199 55H197V57L199 56ZM259 55H261V54H259ZM262 55H261V57H262ZM104 56V55H103ZM110 55H108V57H109ZM148 56V58H149V55H147ZM150 56H151V54H150ZM152 56H154V54L152 55ZM151 56V57H152ZM168 56H170V55H168ZM171 56H172V54H171ZM173 56H172V58H173ZM181 56V55H180ZM205 56H207V55H205ZM229 56V55H228ZM2 57H4V55L2 56ZM36 57V56H35ZM99 57V56H98ZM98 57H97V59H98ZM107 57V56H106ZM107 57V58H108ZM150 57V58H151ZM155 57V56H154ZM153 57V58H154ZM156 57H158V56H156ZM191 57V58H192ZM197 57H195V58H197ZM201 57V56H200ZM46 58V57H45ZM66 58V57H65ZM101 58V57H100ZM145 58V57H144ZM161 58V57H160ZM171 58V59H172ZM177 58V57H176ZM185 58V57H184ZM195 58H193V59H195ZM204 58V57H203ZM202 58V59H203ZM103 59V58H102ZM101 59V60H102ZM111 59V58H110ZM113 59V58H112ZM158 59V58H157ZM169 59V58H168ZM174 59V58H173ZM178 59V58H177ZM182 59V58H181ZM197 59H199V58H197ZM219 59V60H218ZM52 60V59H51ZM160 60V59H159ZM178 60H180V58L178 59ZM183 60H187L186 58L185 59H183ZM182 61V60H181ZM188 61H190V58L188 59ZM187 61V62H188ZM196 61V60H195ZM56 62V63H57ZM159 62V61H158ZM173 62H174V60H173ZM64 63V62H63ZM178 63V62H177ZM182 63H183V61H182ZM189 63V62H188ZM191 63V62H190ZM195 63V62H194ZM200 63V62H199ZM169 64H170V62H169ZM187 64V63H186ZM185 64V65H186ZM198 64V63H197ZM210 64H211V66H210ZM187 65H189V64H187ZM192 65V64H191ZM191 65H189V66H191ZM193 65H195V64H193ZM192 65V66H193ZM213 65H216V66H213ZM32 66H33V64H32ZM54 67H57V65L55 66V65H53ZM198 66V65H197ZM51 67V66H50ZM53 67V68H54ZM64 67V66H63ZM63 67H61V68H63ZM81 67V68H82ZM106 67V68H105ZM107 67H109L108 68V70L106 71V74H104V72H105V69H107ZM175 67V66H174ZM187 67V66H186ZM195 67H196V65H195ZM200 67V66H199ZM205 67V66H204ZM105 68V69H104ZM148 68V69H149ZM194 68V67H193ZM192 68V69H193ZM198 68V67H197ZM201 68H203V67H201ZM201 68H199V69H201ZM102 69H104V72H103V74L104 75H102L101 76V74H100V72L101 71H103ZM173 69V68H172ZM181 69H182V67H181ZM191 69V68H190ZM191 69V70H192ZM207 69H205V70H207ZM246 69V68H245ZM185 70H188V69H185ZM184 70V72H186ZM195 70H197L196 68H195ZM204 70V69H203ZM216 70V69H215ZM50 73H52V72H54L55 71V69H53L52 70V68H50L49 70H48ZM57 71V70H56ZM60 71V70H59ZM149 71V70H148ZM177 71V70H176ZM193 71V70H192ZM208 71V70H207ZM213 71V70H212ZM63 72V71H62ZM166 72V71H165ZM168 72V71H167ZM167 72L165 73V74H167ZM174 72V71H173ZM181 72H182V70H181ZM180 72V73H181ZM184 72L183 73H181V75L182 74H184ZM191 72V71H190ZM219 72V71H218ZM102 73V72H101ZM146 73H148V72H146ZM149 73H151V72H149ZM148 73V74H149ZM219 73V74H220ZM52 74H54V73H52ZM175 74V73H174ZM186 74V73H185ZM216 74V73H215ZM222 74V75H223ZM230 74V73H229ZM228 74V75H229ZM231 74V75H232ZM246 74H247V72H246ZM255 74V75H254ZM143 75V74H142ZM145 75V74H144ZM178 75V74H177ZM180 75V74H179ZM178 75V77H180ZM193 75V74H192ZM211 75H214V74H211ZM228 75H223L224 77L225 76H228ZM237 75V76H238ZM146 76V75H145ZM149 76H151V78L153 77L152 75H149ZM163 76V75H162ZM169 76V75H168ZM176 75H174V77H175ZM191 76V75H190ZM189 76V77H190ZM194 76V75H193ZM208 76H210V75H208ZM216 76H217V74H216ZM219 76H221V75H218V77ZM223 76H221V77H223ZM72 78L73 80H71L70 82H68V83H66L68 80H70V78ZM157 77V76H156ZM177 77V78H178ZM183 79H185V77L186 76H184L183 75ZM197 77V76H196ZM205 77V76H204ZM203 77V78H204ZM213 77V76H212ZM211 76L209 77L210 78V80H211V78H212ZM215 77V76H214ZM229 77H230V75H229ZM85 78V79H84ZM148 78H150V77H148ZM150 78V79H151ZM154 79H155V77H153ZM158 78H159V76H158ZM162 78V77H161ZM176 78V77H175ZM174 78V79H175ZM176 78V79H177ZM208 78V77H207ZM208 78V79H209ZM215 78H217V77H215ZM215 78H214V80H215ZM231 78H232V76H231ZM240 78V79H241ZM46 79V78H45ZM51 79V78H50ZM99 79L97 80V81H94V82H99ZM110 79V78H109ZM147 79V78H146ZM145 79V80H146ZM153 79V80H154ZM157 79V78H156ZM170 79V78H169ZM176 79H175V81H176ZM180 79V78H179ZM193 79V78H192ZM200 79H202V78H200ZM208 79H207V81H208ZM221 79H223V78H221ZM226 79V78H225ZM233 79V78H232ZM239 79V80H240ZM144 80V79H143ZM157 80H160V78L159 79H157ZM162 80V79H161ZM188 80H190L189 78H188ZM197 79H195L194 81H196ZM206 79L204 78L203 79V81H205ZM226 80H228L229 81V78L228 79H226ZM225 80V81H226ZM234 80V79H233ZM52 81V82H53ZM73 81V82H72ZM74 81L76 82V83H74ZM150 81V80H149ZM152 81V80H151ZM166 81V80H165ZM201 81V80H200ZM212 81H213V78H212ZM223 81L224 80H222V83H223ZM51 82V83H52ZM53 82V83H54ZM91 82V83H90ZM102 82V81H101ZM108 83L110 82L109 80L107 81ZM112 82V81H111ZM145 82V81H144ZM143 82V83H144ZM155 82V81H154ZM161 82V81H160ZM170 82V81H169ZM178 82H179V80H178ZM182 82H183V80H182ZM188 82V81H187ZM197 82V81H196ZM195 82V83H196ZM211 82V81H210ZM215 82V81H214ZM221 82V81H220ZM220 82H219V84H220ZM231 82V81H230ZM263 82V83H262ZM74 83V84H73ZM96 83H94V84H96ZM107 83V84H108ZM138 83V82H137ZM141 83V81L139 82V84ZM156 83V82H155ZM176 83H177V81H176ZM181 83V82H180ZM179 83V84H180ZM184 83H185V81H184ZM190 83V82H189ZM199 83H201V82H199ZM229 83V82H228ZM92 84V85H91ZM111 84V83H110ZM142 84V83H141ZM161 84V83H160ZM179 84H176V85H178L179 86ZM186 84V83H185ZM193 85H194V82L192 83ZM211 84H213V83H211ZM224 84H226V82L224 83ZM232 84H234V81H233V83ZM109 85V84H108ZM145 85V84H144ZM153 85V84H152ZM163 85H164V82H163ZM184 85V84H183ZM195 85H197V84H195ZM227 85V84H226ZM226 85H225V88H226ZM46 86V85H45ZM113 86V85H112ZM146 86V85H145ZM148 86V87H149ZM162 86V85H161ZM173 86V85H172ZM178 86H176V87H178ZM181 86V85H180ZM180 86L178 87V88H180ZM186 86V85H185ZM188 86H189V84H188ZM188 86H186L185 88H188ZM199 86H200V84H199ZM221 86V85H220ZM228 86H231V84L229 85L228 84ZM233 86V85H232ZM49 87V86H48ZM51 87V86H50ZM49 87V88H50ZM103 87H102V89H103ZM108 87V89H111L112 87H110L109 88V86H107ZM107 87H105L103 90H104V92H105V90L107 89ZM147 87V86H146ZM147 87V88H148ZM183 87V86H182ZM181 87V88H182ZM205 87V86H204ZM222 87V86H221ZM224 87V86H223ZM235 87V86H234ZM234 87H232V89L234 90ZM256 88V90L255 91H252V89H255ZM262 87V90H259L260 88ZM48 88V91L50 90V92L51 93H53V98H50L51 99V102H52V99H54V93L55 92H53V91H55L54 90V88L52 87V88H50L49 89ZM97 88H98V90H97ZM117 88V87H116ZM115 88V89H116ZM118 88V89H119ZM122 88V87H121ZM183 89L182 91H186V89ZM231 88V87H230ZM63 89H64V87H63ZM67 89H65L66 91H68ZM107 89V90H108ZM118 89L116 90V92H115V90L114 89H112V90H114L113 92H112V94H118L119 96H120V93H121V90H120V93H119V91H118ZM193 89V88H192ZM222 89V88H221ZM220 89V90H221ZM229 89V88H228ZM231 89V90H232ZM237 89H236V91H237ZM47 90V89H46ZM111 90V91H112ZM172 90V89H171ZM232 90V92H234ZM247 90V89H246ZM60 91V90H59ZM118 91V92H117ZM122 91H124V89L122 90ZM175 91H177V90H175ZM180 91H181V89H180ZM180 91H179V93H180ZM214 91V90H213ZM221 91H224L223 89L221 90ZM48 93V94H51V93ZM57 92V91H56ZM100 92V94H101V92L102 91H99ZM99 92H97V94L99 93ZM107 92V91H106ZM174 92V91H173ZM172 91L170 92V93H173ZM178 92V91H177ZM176 92V93H177ZM187 92V91H186ZM185 92V93H186ZM196 92V91H195ZM226 92V91H225ZM220 93V94H226L227 95V93ZM59 92H57V94H58ZM70 93V94H71ZM124 93V92H123ZM122 93V94H123ZM178 93V94H179ZM184 93V92H183ZM198 93V92H197ZM78 94H81L80 96L78 95ZM99 94V95H100ZM111 94V93H110ZM126 94V93H125ZM130 94V93H129ZM128 94V95H129ZM166 94H167V92H166ZM219 94V93H218ZM229 94V93H228ZM262 94V93H261ZM262 94V95H263ZM73 94H71V96H72ZM96 95V94H95ZM117 95V96H118ZM130 95V96H131ZM150 95V96H151ZM156 95H154L155 97H156ZM168 95H169V93H168ZM186 95V94H185ZM194 95V94H193ZM196 95V97H197V94H195ZM200 95V94H199ZM198 95V96H199ZM201 95H202V92H201ZM200 95V96H201ZM249 95V93H247V96ZM51 96V95H50ZM56 96H59V95H56ZM102 96H103V92H102ZM112 95H110V97H111ZM116 96V95H115ZM114 96V97H115ZM124 96V95H123ZM131 96V97H132ZM148 96V97H147ZM177 97H179L178 95H176ZM181 96V95H180ZM199 96V97H200ZM203 96V95H202ZM207 96V95H206ZM205 95H204V97L203 98H205L206 97ZM216 96H217V94H216ZM239 95H236L235 94V92H234V94H232V97H230V98H228V99H230L228 102H241V104L239 105V107L241 108V107H246V109L244 108V110L243 111H240V115H241V118H250L251 119V121H253L254 123L253 124H256V123H258L259 125L257 126L258 127V131H260L261 130V132H262V134L264 133V101H260L262 98H260L258 101H256V99H254V101H251V99L252 98H250V99H248V100H250L249 102H247V104H244V101H246V98L245 97H243V96H241L240 98L238 97ZM95 97H98V95H96ZM129 97V96H128ZM147 97V98H146ZM154 97V98H155ZM195 97V98H196ZM208 97V96H207ZM222 97V96H221ZM227 96H225V98H226ZM242 97H243V99H242ZM88 98V97H87ZM98 98H100V97H98ZM102 98V97H101ZM121 98V97H120ZM123 98V97H122ZM121 98V99H122ZM152 98V97H151ZM153 98V99H154ZM170 98H173V96H171ZM176 98V97H175ZM184 98V97H183ZM192 98V97H191ZM190 98V100H192ZM198 98V97H197ZM203 98H202V100H203ZM245 98V99H244ZM255 98H257V97H255ZM59 99V98H58ZM58 99H56V100H58ZM76 99V100H77ZM84 99H86V98H84ZM91 99H92V97H91ZM90 99V100H91ZM94 99V98H93ZM111 99V98H110ZM110 99H107V97H106V101H108V100H110ZM112 99H114V98H112ZM119 99V98H118ZM178 99V98H177ZM177 99H176V102H175V100L173 99V100H171V102H169L168 101V99H166V101H164L169 107H173V105H172V101H173V104L174 105H177L178 103V101H177ZM199 99H201V97L199 98ZM214 99V98H213ZM218 99H220L219 98V96H218ZM56 100H55V102H56ZM68 100L66 101L67 103H68ZM79 100V99H78ZM97 100V99H96ZM96 100H93V101H96ZM101 100H103V99H101ZM126 100V99H125ZM128 100V99H127ZM130 101H131V98L129 99ZM162 100V99H161ZM170 100V99H169ZM194 100V99H193ZM192 100V101H193ZM198 100V99H197ZM201 100V101H202ZM208 100H210V98L208 99L207 98V101ZM216 100V99H215ZM221 100V99H220ZM219 100V101H220ZM226 100V99H225ZM225 100L223 101V102H225ZM243 100V101H242ZM72 101V100H71ZM87 101H89V100H87ZM99 101V100H98ZM115 101H116V99H115ZM149 101H150V99H149ZM183 101V100H182ZM186 101V100H185ZM196 101V100H195ZM195 101H193V103L195 102ZM200 101V102H201ZM211 101V100H210ZM222 101V100H221ZM51 102H49V103H51ZM60 102V101H59ZM58 102V103H59ZM70 102V101H69ZM76 102V101H75ZM78 102H80V100L78 101ZM81 102H82V100H81ZM83 102H85V100L83 101ZM91 102V101H90ZM105 102V101H104ZM103 101H102V103H104ZM121 102V101H120ZM123 102V101H122ZM132 102H131V105H132ZM162 102V101H161ZM180 102V101H179ZM184 102V101H183ZM182 102V103H183ZM190 102V101H189ZM200 102H196V104L197 103H199L200 104ZM209 102V101H208ZM218 102V101H217ZM216 102V103H217ZM227 102V103H228ZM54 103V101L51 103V105L50 104H48V102L46 103L47 105H50L51 107H52V104ZM65 103V102H64ZM99 103V102H98ZM106 103V102H105ZM104 103V104H105ZM112 103V102H111ZM137 103V104H138ZM145 102H143V104H144ZM148 103V102H147ZM147 103H145V104H147ZM155 103V102H154ZM153 103V104H154ZM163 103V102H162ZM162 103H161V105H162ZM165 103H163V106L164 105H166ZM181 103V104H182ZM186 103V102H185ZM204 103H205V101H204ZM202 104L201 103V105H204V107H205V104ZM207 103V102H206ZM221 103V102H220ZM220 103L217 105V106H219L220 105ZM232 103V104H233ZM43 104V103H42ZM46 104H44V105H46ZM56 104H57V102H56ZM79 104V103H78ZM89 104V103H88ZM92 104V103H91ZM95 104H97L96 102H95ZM94 104V106L96 107L97 105H95ZM109 104H110V102H109ZM109 104H107V105H109ZM115 104V103H114ZM113 104V105H114ZM118 104V103H117ZM124 104V103H123ZM125 104H128V101H127V103H125ZM136 104V105H137ZM157 103H155L154 105H152V106H150L148 109L149 110H147L148 111V113H146V114H144V113H135V112H133V113H135V115H128V114H130V113H128V109H127V113L128 114H126V115H128V117L126 116H124L125 118H122V119H120V123H115L116 125H115V131H113L112 130V133H114L115 135H118L119 133L121 134L122 133V131H123V129H125V131H123V132H126V131H129V132H127V134L128 133H130V131H132L133 130V132H135V134L139 131V132H141L140 130H144L145 128H148V129H152L153 127H154V125H155V122L156 121H159L160 120V118H161V116L163 115L161 112H159V114L161 113V115L159 116V114H158V116L159 117H157V118H155L156 116H154L156 113L155 112H157V110L159 109V105L157 106L156 105ZM180 104V103H179ZM181 104L179 105V106H181ZM188 104V103H187ZM190 104H192V102L190 103ZM209 104H210V102H209ZM225 104V103H224ZM224 104H222V106L224 105ZM239 104V103H238ZM46 105V106H47ZM58 105H62L61 103L60 104H58ZM75 105H76V103H75ZM74 105V106H75ZM90 105V104H89ZM93 105V104H92ZM99 105H100V103H99ZM132 105V108L133 107H136V106H133ZM142 105V104H141ZM150 105V104H149ZM170 105H172V106H170ZM184 106H185V104H183ZM207 105H208V103H207ZM211 105V104H210ZM209 105V106H210ZM214 105V104H213ZM226 105V104H225ZM234 105V104H233ZM232 105V106H233ZM49 106V107H50ZM73 106V107H74ZM77 106V105H76ZM120 106H122L121 104H120ZM126 105H124V107H125ZM127 106H129V108H130V102H129V105H127ZM178 106V105H177ZM176 106V107H177ZM190 106H192V105H190ZM194 106L196 107V105L194 104ZM193 106V107H194ZM199 106V105H198ZM197 106V107H198ZM208 106V107H209ZM57 107V106H56ZM55 107V108H56ZM72 107V106H71ZM101 107H102V105H101ZM123 107V106H122ZM122 107H120V108H122ZM142 107H144V106H142ZM161 107V106H160ZM166 107V106H165ZM194 107V108H195ZM196 107V108H197ZM200 107V106H199ZM212 107V106H211ZM236 107H237V105H236ZM53 108H54V106H53ZM52 108V109H53ZM55 108H54V110H55ZM58 108V107H57ZM117 108V107H116ZM116 108H113V109H115L116 110ZM119 108V107H118ZM128 108V107H127ZM174 109H175V106L173 107ZM178 108V107H177ZM180 108V107H179ZM186 108H189L188 107V105H187V107ZM215 108V106H213V108L212 109H214ZM225 109L227 108V106L226 107H224ZM97 109V108H96ZM109 109H110V107H109ZM112 109V108H111ZM123 109V108H122ZM134 109V108H133ZM140 108L138 107V110H139ZM145 109H146V106H145ZM145 109L144 108H142V111L144 110L145 111ZM164 109V108H163ZM170 109V108H169ZM168 109V110H169ZM172 109V108H171ZM184 109V108H183ZM208 109V108H207ZM95 110V109H94ZM129 110H131V108L129 109ZM137 110V111H138ZM202 109L200 108V110L199 111H201ZM211 110V109H210ZM56 111V110H55ZM78 111H80V110H78ZM93 111V110H92ZM97 110H95V112H96ZM110 111V110H109ZM118 111H119V109H118ZM117 111V112H118ZM140 111V110H139ZM138 111V112H139ZM141 111V112H142ZM159 111V110H158ZM172 111V110H171ZM175 111V110H174ZM180 111V110H179ZM183 110H181L180 112H182ZM190 110H188V112H189ZM195 111V110H194ZM214 111V110H213ZM217 111V110H216ZM222 111V110H221ZM225 111V110H224ZM76 112H77V109H76ZM87 112V111H86ZM129 112H131V111H129ZM146 112V111H145ZM170 112V111H169ZM179 112V113H180ZM187 112V111H186ZM206 112H208V110L206 111ZM211 112H212V110H211ZM226 112V111H225ZM80 113H82V112H80ZM89 115H91L92 116V114H90V112H87ZM98 113V112H97ZM106 113L107 112H105V115H106ZM120 113H122V111L120 112ZM125 113V112H124ZM132 113V112H131ZM132 113V114H133ZM190 113H191V111H190ZM195 113V112H194ZM222 113V112H221ZM79 114V112L76 114V115H78ZM88 114H86L87 116H88ZM111 114V113H110ZM118 114L119 113H117V115H115L116 116V118H117V116H118ZM168 114H170V113H168ZM183 114V112L181 113V115ZM196 114V113H195ZM214 114V113H213ZM251 114V115H250ZM81 115V114H80ZM78 116V119L80 120V121H82L81 120V116ZM83 115V114H82ZM104 115V116H105ZM122 115H123V113H122ZM179 115V114H178ZM204 115V114H203ZM206 115V114H205ZM86 116V117H87ZM110 116H112V114L110 115ZM110 116H106V118L107 117H110ZM114 116V117H115ZM130 116V117H129ZM195 116H197V114L195 115ZM83 118H84V116H82ZM89 117V116H88ZM87 117V118H88ZM120 118L121 117H123V116H119ZM175 117V116H174ZM191 117V116H190ZM200 118H201V115L199 116ZM198 117V118H199ZM204 117V116H203ZM94 118V117H93ZM104 117H102V119H103ZM106 118H105V120H106ZM115 118V122L118 120V122H119V118L118 119H116ZM167 118V117H166ZM165 118V119H166ZM177 118H179V117H177ZM182 118V117H181ZM180 118V119H181ZM219 118V117H218ZM221 118V117H220ZM240 118V119H241ZM96 119V118H95ZM108 119V118H107ZM173 119V118H172ZM196 119V118H195ZM202 119V118H201ZM239 119V120H240ZM65 120V119H64ZM98 120V119H97ZM97 120H95V122H98ZM104 120V121H105ZM112 120V119H111ZM175 120V119H174ZM191 120V119H190ZM199 120V119H198ZM198 120H197V122H198ZM208 120H209V118H208ZM63 121V120H62ZM89 121H90V119H89ZM88 121V119H87V122L91 125V124H93V123H91V122H89ZM102 121V120H101ZM103 121V122H104ZM165 121V120H164ZM185 121V120H184ZM226 121V120H225ZM70 122V121H69ZM83 122H86L85 120L83 121ZM112 122V121H111ZM161 122H163V120L161 121ZM170 122V121H169ZM176 122V121H175ZM182 122V121H181ZM190 122V121H189ZM201 122H202V120H201ZM80 123V122H79ZM159 123V122H158ZM194 123V122H193ZM198 123H200V122H198ZM205 123V122H204ZM70 124V123H69ZM81 124V123H80ZM84 124V123H83ZM86 124V123H85ZM84 124V125H85ZM96 124H100L101 125V123H96ZM109 124H111V123H109ZM114 124V123H113ZM112 124V125H113ZM161 124V123H160ZM170 124H171V122H170ZM174 124H176V123H174ZM177 124H178V120H177ZM183 124V123H182ZM237 124V123H236ZM261 124V125H260ZM77 125H78V122H77ZM83 125V126H84ZM97 125V126H98ZM99 125V126H100ZM179 125H181V124H179ZM179 125H178V127H179ZM193 125V124H192ZM69 127H71L70 125H68ZM80 126H82V125H80ZM79 126V127H80ZM87 126V125H86ZM94 126V125H93ZM92 126V127H93ZM97 126H95V127H97ZM102 126V125H101ZM100 126V127H101ZM161 126V125H160ZM167 125H165V127H166ZM168 126H169V124H168ZM175 126V125H174ZM182 126V125H181ZM202 126V125H201ZM238 126V125H237ZM73 127V126H72ZM71 127V128H72ZM76 127V126H75ZM74 127V128H75ZM95 127H93L94 129H95ZM99 127V128H100ZM109 127H110V125H109ZM157 127V126H156ZM163 127V126H162ZM196 127H197V125H196ZM217 127V126H216ZM251 127V126H250ZM262 127H263V129H262ZM65 128H66V126H65ZM64 128V129H65ZM77 128V127H76ZM75 128V129H76ZM82 128V127H81ZM91 128V127H90ZM89 128V129H90ZM113 128H114V126H113ZM157 128H160V127H157ZM167 129H168V127H166ZM191 128V127H190ZM197 128H199V127H197ZM210 128V127H209ZM62 129V128H61ZM69 129V128H68ZM74 129V130H75ZM82 129H85V128H82ZM86 129H87V127H86ZM85 129V131H87ZM101 129V128H100ZM110 129H111V127L109 128V131H110ZM153 129H156V128H153ZM152 129V130H153ZM186 129V128H185ZM184 129V130H185ZM250 129V128H249ZM254 129V128H253ZM66 130V129H65ZM72 130H73V128H72ZM91 130V129H90ZM102 130H103V127H102ZM106 131H107V129H105ZM158 130V129H157ZM163 130H164V127H163ZM162 130V131H163ZM236 130V129H235ZM252 130V129H251ZM250 130V131H251ZM71 131V130H70ZM77 131H79L78 129H77ZM85 131H84V133H85ZM104 132L103 131V134L105 133H107V132ZM148 131V130H147ZM155 131V130H154ZM154 131H152L153 132V136L151 135V139H150V141H152V138L153 137H156L158 134L160 135V131H161V129H160V131H156V132H154ZM175 131V130H174ZM249 131V130H248ZM248 131H246V132H248ZM255 131V130H254ZM257 131V130H256ZM255 131V133H247V137H245L246 138V144H247V141L249 140V142L250 143H253V144H260V146L261 147H264V134L262 135H258V131L256 132ZM65 132H67V130L65 131ZM74 132H76V131H74ZM80 132V131H79ZM89 132V131H88ZM93 132H94V130H93ZM95 132H96V129H95ZM111 132V131H110ZM110 132H108L109 133V135L111 134ZM131 133V134H134V133ZM165 132H166V130H165ZM183 132H186V131H183ZM200 132V131H199ZM252 132V131H251ZM67 133H70V132H67ZM67 133H65L64 134V136H65V138H66V134ZM91 133H92V131H91ZM142 133V132H141ZM150 133H151V131H150ZM164 133V132H163ZM193 133V132H192ZM241 133V132H240ZM239 133V134H240ZM244 133V132H243ZM243 133H241V134H243ZM74 134V133H73ZM76 134V133H75ZM86 134V133H85ZM89 133H87L86 135H88ZM95 134V133H94ZM97 134V133H96ZM126 134V135H127ZM131 134H129L128 136H126V135H124V133H122V136L119 138V140H118V146L117 147H115V148H117L116 150H115V152L113 151V154L114 153H116V154H118L119 152H120V156H117V159H115L116 161H120L121 160V158H124V156L125 155H128V154H130V156L132 157L133 155H138V154H141V153H143L142 151H143V148H144V145L143 144H145V142H144V139H142V137L141 136H139V138L138 137H134L133 135H131ZM138 134V133H137ZM146 134H149V132H147V133H145V135ZM166 134V133H165ZM186 134V133H185ZM59 135V134H58ZM58 135H56V136H58ZM93 135V134H92ZM102 135V134H101ZM144 135V134H143ZM158 135V136H159ZM199 135V134H198ZM245 135V134H244ZM103 136V135H102ZM113 136V135H112ZM112 136H109V137H112ZM137 136V135H136ZM197 136V135H196ZM61 137V136H60ZM91 137L93 138L94 136H91V134H90V137H86V139H91ZM97 137H99V136H96V139H97ZM145 136H143V138H144ZM186 137V136H185ZM194 137V136H193ZM242 137V136H241ZM59 138V137H58ZM75 138V137H74ZM163 138V137H162ZM182 138V137H181ZM247 138H248V140H247ZM100 139V138H99ZM154 139V138H153ZM157 139V138H156ZM160 139V138H159ZM174 139V138H173ZM242 139V138H241ZM80 140H81V138H80ZM80 140H78L79 141V143L81 142ZM83 140V139H82ZM98 140V139H97ZM96 140V141H97ZM146 140V139H145ZM58 141V140H57ZM70 141V140H69ZM95 140L92 142V143H94V142H96ZM239 141V140H238ZM63 142V141H62ZM74 142H76V139H75V141ZM73 142V143H74ZM86 142H89V140H87ZM86 142H82V145L84 146V143H86ZM107 142V141H106ZM242 142V141H241ZM78 143V142H77ZM76 143V145H78ZM91 143V144H92ZM105 143V142H104ZM103 143V144H104ZM114 143H115V141H114ZM116 143H117V140H116ZM148 143V142H147ZM146 143V144H147ZM98 144V143H97ZM108 144V143H107ZM113 144V143H112ZM120 144V145H119ZM150 144V143H149ZM161 144V143H160ZM239 144V143H238ZM65 145V144H64ZM73 145V144H72ZM81 145V146H82ZM86 145H87V143H86ZM89 145H90V142H89ZM100 145H102V144H100ZM111 145V144H110ZM114 145V144H113ZM74 146H75V144H74ZM79 146V145H78ZM81 146H80V149H81ZM95 146V145H94ZM104 146H106V144L104 145ZM116 146V145H115ZM90 147H91V145H90ZM99 147V146H98ZM102 147H103V145H102ZM146 147V146H145ZM50 148V147H49ZM84 147H82V149H83ZM88 148V147H87ZM86 148V150H88ZM101 148V147H100ZM111 148H112V146H111ZM149 148V147H148ZM244 148V147H243ZM75 149H79L77 146H75V148L74 149H72V150H74V151H76ZM81 149V150H82ZM147 149V148H146ZM114 150V149H113ZM264 150V149H263ZM73 151V152H74ZM79 151V150H78ZM83 151V150H82ZM84 151H85V149H84ZM83 151V152H84ZM89 151V150H88ZM109 151V150H108ZM72 152V151H71ZM91 152V151H90ZM122 152V153H121ZM124 152H127V154H125ZM76 152H74V154H75ZM88 152H86V154H87ZM110 152H108L107 154H106V152L104 151V152H101V155L100 156H102L101 157V159L102 158H107V157H109V158H112V157H114V156H112L113 154L111 153V154H109ZM146 153V152H145ZM148 153V152H147ZM253 153V152H252ZM262 153H264V152H262ZM45 154V153H44ZM57 154V153H56ZM73 154V153H72ZM80 154H82V152L80 153ZM77 155V154H76ZM76 155H75V157H76ZM107 155V156H106ZM142 155V154H141ZM144 155V154H143ZM142 155V156H143ZM259 155H262L261 153L259 154ZM264 155V154H263ZM78 156H79V154H78ZM82 155H80V157H81ZM96 156H98V154H96ZM129 156V157H130ZM141 156V157H142ZM146 156V155H145ZM148 156V155H147ZM165 156V155H164ZM247 156H250V155H248V154H246V157ZM60 157V156H59ZM116 157V156H115ZM95 158H97V157H95L94 156V159ZM137 158V157H136ZM138 158H140V157H138ZM137 158V159H138ZM249 159H250V157H248ZM259 158V157H258ZM131 159V158H130ZM243 159V158H242ZM245 159H247V158H245ZM78 160H79V158H78ZM90 160H92V159H90ZM99 160V159H98ZM126 160V159H125ZM244 160V159H243ZM264 160V159H263ZM87 161V160H86ZM106 161H110V159H108V160H106ZM106 161H104V163H103V165L105 164V163H108V162H106ZM113 161V160H112ZM111 161V163H114V161L112 162ZM131 161V160H130ZM137 162H138V160H136ZM136 161H134L135 163V165H136ZM245 161H247V160H245ZM250 161V160H249ZM91 162V161H90ZM94 162V160L92 161V163ZM127 162H129V159H128V161ZM126 161H125V165H127L126 163H127ZM86 163V162H85ZM84 163V164H85ZM118 163V162H117ZM252 163V162H251ZM256 163V162H255ZM259 163V162H258ZM62 164V163H61ZM60 164V165H61ZM64 164V163H63ZM76 164V163H75ZM75 164H73V165H75ZM87 164V163H86ZM84 165V167L85 166H87V165ZM91 164V163H90ZM96 164V163H95ZM109 164H110V162H109ZM115 164H116V162H115ZM132 162L130 163V166L132 167ZM133 164V165H134ZM54 165V164H53ZM81 165H83V163L81 164ZM102 165V164H101ZM102 165V166H103ZM121 165V164H120ZM128 165H129V163H128ZM261 165V164H260ZM80 166V165H79ZM95 166H97V165H95ZM113 166H114V164H113ZM57 167H59L58 165H56V167H55V169H58ZM77 167V166H76ZM76 167H75V169H76ZM89 167H93V164L92 165H90ZM115 167H117V166H115ZM114 167V168H115ZM120 167H125L123 164H122V166H120ZM136 167V166H135ZM134 166L132 167V168H135ZM140 167V166H139ZM138 167V168H139ZM157 167V166H156ZM262 167H264V166H262ZM71 168H73L72 166H71ZM88 168V167H87ZM126 168V167H125ZM128 168V167H127ZM137 168V169H138ZM257 168V167H256ZM259 168V167H258ZM82 169H83V167H82ZM94 169V168H93ZM120 169V168H119ZM252 169V168H251ZM261 169V171L263 172L264 171V168L262 169V168H260ZM69 170H71V169H69ZM79 170V172L81 171L80 169H78ZM89 171H90V169H88ZM110 170V169H109ZM122 170V169H121ZM127 170V169H126ZM153 170V169H152ZM9 171V170H8ZM87 171V170H86ZM95 171H97V169L95 170ZM123 171V170H122ZM134 171H136V170H132V173L134 172ZM258 171H259V169H258ZM70 172V171H69ZM78 172V173H79ZM124 172V171H123ZM128 172V171H127ZM130 172H131V169H130ZM261 172V173H262ZM8 173V172H7ZM14 173V172H13ZM39 173V172H38ZM71 173V172H70ZM75 173V172H74ZM82 173V172H81ZM86 174L88 173V172H85ZM93 173H94V171H93ZM92 173V174H93ZM125 173H126V171H125ZM131 173V174H132ZM30 174V173H29ZM75 174H77V172L75 173ZM129 174V173H128ZM127 174V175H128ZM130 174V175H131ZM39 175V174H38ZM124 175V174H123ZM126 175V174H125ZM62 176V173H61V175H60V177ZM76 176V175H75ZM81 176V175H80ZM86 176H88V175H86ZM85 176V177H86ZM102 176V175H101ZM73 177V176H72ZM72 177H70V179L72 178ZM78 177V176H77ZM82 177V176H81ZM81 177L79 178V179H77L78 181H80V179H81ZM95 177V176H94ZM121 177H122V175H121ZM124 177H126V176H124ZM56 178V177H55ZM62 178V177H61ZM63 178L65 179V177H64V175H63ZM69 178V177H68ZM90 178V180H91V177H89ZM119 178V177H118ZM134 178V177H133ZM255 178V177H254ZM28 179V178H27ZM32 179V178H31ZM67 179V178H66ZM76 179V178H75ZM75 179H74V182L76 183V181H75ZM85 180H87L86 178H84ZM126 179V178H125ZM250 179H252V178H250ZM39 180V179H38ZM54 180V179H53ZM61 180V179H60ZM68 180V179H67ZM89 180V181H90ZM121 180V179H120ZM135 180V179H134ZM52 181V180H51ZM57 181V180H56ZM65 181V180H64ZM69 181V180H68ZM73 181V180H72ZM77 181V182H78ZM116 181H118V180H116ZM116 181H115V183H116ZM44 182V181H43ZM61 182V181H60ZM67 182V181H66ZM74 182H73V184H74ZM83 182H84V180H83ZM82 182V183H83ZM91 182V181H90ZM113 182V181H112ZM120 182V181H119ZM123 182V181H122ZM59 183V182H58ZM65 183V182H64ZM80 183H81V181H80ZM81 183V184H82ZM88 182H85L83 185H85V184H87ZM95 183V182H94ZM121 183V182H120ZM137 183V182H136ZM135 183V184H136ZM63 184V183H62ZM78 184V183H77ZM90 184V183H89ZM92 185H93V183H91ZM134 184V183H133ZM264 184V183H263ZM83 185H82V188H84L83 187ZM57 186H59V184H57ZM56 186V187H57ZM72 186V185H71ZM70 186V187H71ZM79 186H81V185H79ZM87 186V185H86ZM109 186V185H108ZM107 186V187H108ZM46 187V186H45ZM48 187V186H47ZM78 187V186H77ZM77 187H76V189H77ZM89 187V186H88ZM87 187V188H88ZM90 187H91V185H90ZM97 187V186H96ZM95 187V188H96ZM99 187V186H98ZM111 187V186H110ZM124 187V186H123ZM37 188V187H36ZM68 188V187H67ZM82 188H80V189H82ZM87 188H85L87 191H88V189ZM92 188V187H91ZM260 188H262V186L260 187ZM61 189V188H60ZM80 189L78 188V191L81 193V191H80ZM90 189V188H89ZM112 189H113V187H112ZM124 189V188H123ZM138 189V188H137ZM136 189V191H138ZM58 190V189H57ZM68 190V189H67ZM70 190V189H69ZM116 190V189H115ZM115 190H113L114 192H115ZM118 190H119V188H118ZM117 190V191H118ZM121 190V189H120ZM119 190V191H120ZM59 191V190H58ZM77 191V190H76ZM78 191H77V193H78ZM84 191V190H83ZM86 191V192H87ZM94 191V190H93ZM122 191V190H121ZM15 192V191H14ZM38 192V191H37ZM44 192V191H43ZM73 192H75V191H73ZM72 192V193H73ZM85 192V191H84ZM84 192H83V194H84ZM85 192V193H86ZM103 192V191H102ZM101 192V193H102ZM111 192V191H110ZM261 192V191H260ZM34 193H36V192H34ZM58 193V192H57ZM140 193V192H139ZM227 193H229V192H227ZM41 194V193H40ZM55 194H56V190H55ZM83 194H80V196L81 195H83ZM93 194V193H92ZM117 194V192L114 194V195H116ZM138 194V193H137ZM224 194V193H223ZM42 195V194H41ZM58 195V194H57ZM67 195V194H66ZM73 195V194H72ZM78 195V194H77ZM89 195H91V194H89ZM100 195V194H99ZM120 195V194H119ZM119 195H117L118 197H119ZM122 195V194H121ZM131 195H132V193H131ZM65 196V195H64ZM109 196V195H108ZM111 196V198H113V192H112V195H110ZM110 196H109V198H110ZM135 196H136V194H135ZM138 196H140L139 194H138ZM138 196H137V198H138ZM51 197V196H50ZM55 197V196H54ZM52 198V199H54L55 200V198ZM123 197V196H122ZM223 197V196H222ZM231 197V196H230ZM263 197V196H262ZM28 198V197H27ZM115 198V197H114ZM114 198H113V200H114ZM121 198V197H120ZM229 198V197H228ZM233 198V197H232ZM231 198V199H232ZM244 198V197H243ZM264 198V197H263ZM57 199V198H56ZM69 199V198H68ZM90 199H92V197L90 198ZM106 199V198H105ZM63 200V199H62ZM104 200V199H103ZM112 200V201H113ZM118 199H116V201H117ZM138 200V199H137ZM237 200H239V199H237ZM261 200H263L262 198H261ZM33 201V200H32ZM68 201V200H67ZM66 201V202H67ZM110 201V200H109ZM116 201H115V204H116ZM123 201V200H122ZM221 201V200H220ZM219 201V202H220ZM224 201V200H223ZM106 202H108V201H106ZM119 202V201H118ZM222 202V201H221ZM227 202V201H226ZM234 202H237L238 203V201H234ZM51 203V202H50ZM109 203V202H108ZM122 203V202H121ZM225 203V202H224ZM230 203V202H229ZM261 204H262V202H260ZM58 204V203H57ZM62 204V203H61ZM72 204V203H71ZM123 204V203H122ZM259 204V203H258ZM41 205V204H40ZM45 205V204H44ZM93 205V204H92ZM107 205V204H106ZM112 205V204H111ZM238 205V204H237ZM87 206V205H86ZM95 206V205H94ZM115 206V205H114ZM256 206V205H255ZM263 206V205H262ZM48 207V206H47ZM56 207V206H55ZM90 207V206H89ZM106 207V206H105ZM112 207V206H111ZM30 208V207H29ZM56 208H58V207H56ZM63 208V207H62ZM238 208V207H237ZM53 209V208H52ZM64 209V208H63ZM108 209H111V208H108ZM113 209V208H112ZM195 209V208H194ZM231 209V208H230ZM241 209H243V207L241 208ZM246 209V208H245ZM54 210V209H53ZM52 210V211H53ZM105 210V209H104ZM189 210V209H188ZM196 210V209H195ZM238 211H241V210H239V209H237ZM65 211V210H64ZM121 211V210H120ZM186 211V210H185ZM191 211V210H190ZM189 211V212H190ZM193 211V210H192ZM204 210H202V212H203ZM243 211H245L244 209H243ZM54 212V211H53ZM116 212V211H115ZM188 212V213H189ZM194 212V211H193ZM201 212V213H202ZM205 213H202V214H206V211H204ZM242 212V211H241ZM56 213V212H55ZM79 213V212H78ZM192 213V212H191ZM58 214V213H57ZM62 214V213H61ZM64 214V213H63ZM69 214H70V212H69ZM193 214V213H192ZM191 214V215H192ZM200 214V213H199ZM198 214V215H199ZM245 214V213H244ZM80 215H81V212H80ZM123 215V214H122ZM184 215H185V213H184ZM189 215H190V213H189ZM241 215H243L242 213H241ZM50 216V215H49ZM193 216V215H192ZM196 216V215H195ZM201 216V215H200ZM205 215H203V217H204ZM36 217V216H35ZM53 217V216H52ZM66 217H68V216H66ZM115 217V216H114ZM59 218V217H58ZM122 218V217H121ZM183 218H185V217H183ZM188 218H189V216H188ZM194 218V217H193ZM192 218V219H193ZM199 218V217H198ZM201 218V217H200ZM218 218V217H217ZM217 218H215L216 220H217ZM240 218H241V216H240ZM186 219L187 218H185V222H187L186 221ZM190 219H191V217H190ZM189 219V220H190ZM235 219V218H234ZM35 220V219H34ZM39 220V219H38ZM49 220H50V217H49ZM53 220V219H52ZM60 220V219H59ZM89 220V219H88ZM119 220V219H118ZM184 220V219H183ZM188 220V221H189ZM46 221V220H45ZM54 221V220H53ZM36 222V221H35ZM51 222V221H50ZM55 222V221H54ZM123 222V221H122ZM130 222V221H129ZM200 222V224H202L201 223V220L199 221ZM198 222V223H199ZM43 223V222H42ZM65 223V222H64ZM183 223V222H182ZM37 224V223H36ZM40 225H41V223H39ZM77 224V223H76ZM219 224V223H218ZM218 224H217V226H218ZM50 225V224H49ZM55 225H56V223H55ZM121 225V224H120ZM62 226V225H61ZM31 227V226H30ZM42 227V226H41ZM131 227H133V226H131ZM201 227V226H200ZM34 228V227H33ZM39 228V227H38ZM37 228V229H38ZM43 228V227H42ZM122 228V227H121ZM129 228V227H128ZM191 228V227H190ZM201 228H206V227H201ZM10 229H12V228H10ZM15 229V228H14ZM13 229V230H14ZM80 229V228H79ZM93 229V228H92ZM133 229V228H132ZM198 229V228H197ZM200 229V228H199ZM189 229H186V231H187V233L188 234H190L191 232H189L188 231ZM191 230V229H190ZM10 231H12V230H10ZM67 231H68V229H67ZM183 231V230H182ZM192 231H193V229H192ZM200 231V230H199ZM199 231H197L198 232V234L201 232H199ZM89 232V231H88ZM196 232V233H197ZM186 233V234H187ZM52 234V233H51ZM182 234H185V232H182ZM198 234H196V235H198ZM203 234V233H202ZM201 234V235H202ZM20 235V234H19ZM35 235V234H34ZM78 235V234H77ZM144 235V234H143ZM174 235L175 234H173V236H169L170 238L171 237H174ZM194 235V234H193ZM37 236V235H36ZM44 236V235H43ZM129 236V235H128ZM127 236V237H128ZM177 236V235H176ZM22 237V236H21ZM39 237H41V236H39ZM60 237V236H59ZM86 236H84V238H85ZM141 237V236H140ZM145 237V236H144ZM165 237V236H164ZM34 238V237H33ZM61 238V237H60ZM87 238V237H86ZM122 238V237H121ZM5 239V238H4ZM43 239V238H42ZM49 239V238H48ZM47 239V240H48ZM75 239V238H74ZM83 239V238H82ZM87 239H89V240H91V237L90 238H87ZM130 239V238H129ZM152 239V238H151ZM154 239V238H153ZM157 239V238H156ZM156 239H155V241H156ZM159 239V238H158ZM157 239V240H158ZM174 239V238H173ZM220 239V238H219ZM3 240V239H2ZM1 240V241H2ZM44 240V239H43ZM59 240V239H58ZM86 240V239H85ZM128 240V239H127ZM143 240V239H142ZM147 240V239H146ZM1 241H0V243H1ZM15 241V240H14ZM35 241V240H34ZM38 241V240H37ZM61 241V240H60ZM64 241V240H63ZM73 241V240H72ZM86 241H88V240H86ZM86 241H84V243L86 242ZM126 241V240H125ZM150 241V240H149ZM175 241L176 240H174V243H175ZM179 241V240H178ZM177 241V242H178ZM261 241V240H260ZM3 242V241H2ZM29 242V241H28ZM27 242V243H28ZM89 242H92V241H88V243ZM127 242V241H126ZM181 242V241H180ZM27 243H24L25 245L27 244ZM63 243V242H62ZM61 243V244H62ZM87 243V242H86ZM145 243H146V241H145ZM172 243H173V240H172ZM29 244V243H28ZM27 244V245H28ZM60 244V243H59ZM93 244H94V242H93ZM115 244V243H114ZM125 244V243H124ZM127 244V243H126ZM149 244V243H148ZM165 244V243H164ZM1 245V244H0ZM3 245V244H2ZM7 245V244H6ZM25 245H23L24 247H25ZM26 245V246H27ZM36 245V244H35ZM34 245V246H35ZM38 245V244H37ZM119 245V244H118ZM172 245V244H171ZM175 245V244H174ZM173 245V246H174ZM31 245L29 244V247H30ZM61 246V245H60ZM121 246V245H120ZM123 246V245H122ZM127 246V245H126ZM142 246V245H141ZM144 246V245H143ZM142 246V247H143ZM148 246V245H147ZM172 246V247H173ZM102 247V246H101ZM119 247V246H118ZM165 247V246H164ZM0 248H1V246H0ZM32 249H34V250H36V251H33L34 253H33V260H35V261H37L36 259L38 258V257H40L41 255H40V253L38 252V247H31ZM45 248V247H44ZM120 248V247H119ZM122 248V247H121ZM141 248V247H140ZM139 248V249H140ZM151 248V247H150ZM218 248V247H217ZM23 249V248H22ZM64 249V248H63ZM101 249V248H100ZM123 249V248H122ZM125 249V248H124ZM128 249V248H127ZM148 249H149V247H148ZM171 249V248H170ZM173 250H174V248H172ZM171 249V250H172ZM4 250H5V248H4ZM55 250V249H54ZM146 250V249H145ZM200 250V249H199ZM53 251V250H52ZM58 251V254H59V250H57ZM56 251V252H57ZM118 251V250H117ZM122 251V250H121ZM127 251V250H126ZM137 251H138V249H137ZM140 251V250H139ZM150 251H152V250H150ZM156 251H158V250H156ZM170 251V250H169ZM28 252V251H27ZM32 252V251H31ZM54 252V251H53ZM53 252H51L50 251V253H53ZM85 252V251H84ZM110 252H112V251H110ZM144 252V251H143ZM149 252V251H148ZM3 253V252H2ZM30 253V252H29ZM28 253V254H29ZM43 253V252H42ZM41 253V254H42ZM72 253V252H71ZM104 253H106V251L104 252ZM113 253H115V254H117V252H113ZM119 253H120V251H119ZM118 253V255H119V257L121 256V258L124 256H122L121 254L123 253H121V254H119ZM127 253V252H126ZM133 253V252H132ZM147 253V252H146ZM150 253V252H149ZM155 253V252H154ZM164 253V252H163ZM19 254V253H18ZM49 254V253H48ZM57 254V253H56ZM131 254V253H130ZM161 254V253H160ZM165 254V253H164ZM198 254V253H197ZM2 255V254H1ZM30 255V254H29ZM39 255V256H38ZM69 255H71V254H69ZM68 255V256H69ZM74 255V254H73ZM84 255V254H83ZM82 255V256H83ZM108 255V254H107ZM106 255V256H107ZM111 254H109V256H110ZM127 255H129V254H127ZM127 255H125V256H127ZM147 255V254H146ZM151 255H153V254H151ZM16 256H18L17 254H16ZM21 256H23V255H21ZM26 256V255H25ZM43 256V255H42ZM48 256H50V255H47V256H45L46 257V259H47V257ZM53 256V255H52ZM52 256H50L51 258H53ZM64 256H66V255H64ZM63 256V257H64ZM88 256H90V255H88ZM88 256H87V258H88ZM104 256V254L102 255V257ZM117 256V255H116ZM125 256H124V258H125ZM132 256V255H131ZM1 257V256H0ZM32 257V256H31ZM49 257V258H50ZM62 257V256H61ZM62 257V258H63ZM76 257H78V256H76ZM76 257H75V259H76ZM118 257V258H119ZM149 257V256H148ZM151 257V256H150ZM190 257V256H189ZM218 257V256H217ZM48 258V259H49ZM69 258H71L70 256H69ZM80 258V257H79ZM86 258V259H87ZM101 258V257H100ZM103 258H105V257H103ZM102 258V259H103ZM128 258V257H127ZM143 258V257H142ZM157 258V257H156ZM180 258V257H179ZM191 258V257H190ZM5 259V258H4ZM30 259H32V258H30ZM29 259V260H30ZM47 259V260H48ZM64 259H65V257H64ZM64 259H62V260H60V261H63ZM78 259V258H77ZM99 259V258H98ZM107 259V258H106ZM105 259V260H106ZM109 259V258H108ZM191 259H193V258H191ZM191 259H188V260H190L191 261ZM16 260V259H15ZM50 260V259H49ZM59 260V259H58ZM67 260H69V259H67ZM71 260V259H70ZM84 260V259H83ZM131 260V259H130ZM130 260H129V262H130ZM134 260V259H133ZM181 260V259H180ZM206 260V259H205ZM39 261V260H38ZM50 261H52V260H50ZM78 260H76V262H77ZM121 261H122V259H121ZM167 261V260H166ZM183 261V260H182ZM193 261V260H192ZM191 261V262H192ZM207 261V260H206ZM259 261V260H258ZM261 261V260H260ZM262 261H263V259H262ZM13 262V261H12ZM11 262V263H12ZM27 262L28 261H26L25 263L27 264ZM30 262V261H29ZM43 262V261H42ZM56 262V261H55ZM64 262V261H63ZM75 262V263H76ZM119 262V261H118ZM124 262V261H123ZM128 262V261H127ZM144 262V261H143ZM208 262V261H207ZM210 262V261H209ZM14 263V262H13ZM58 263V262H57ZM56 263V264H57ZM83 263V262H82ZM103 263V262H102ZM115 263H117V262H115ZM114 263V264H115ZM190 263V262H189ZM260 263V262H259ZM262 263V262H261ZM10 264V263H9ZM31 264H32V261H31ZM51 264V263H50ZM52 264H53V261H52ZM55 264V263H54ZM63 264V263H62ZM66 264V263H65ZM67 264H68V261H67ZM71 264H73V263H71ZM78 264H81V263H78ZM87 264V263H86ZM89 264H91V263H89ZM105 264H106V262H105ZM133 264V263H132ZM191 264V263H190ZM192 264H194V262L192 263ZM209 264V263H208ZM257 264V263H256ZM264 264V263H263Z\"/></svg>",
  "mask_w": 264,
  "mask_h": 264
},
{
  "label": "snow or ice",
  "instance_id": "snow-or-ice-1",
  "mask_svg": "<svg viewBox=\"0 0 264 264\" xmlns=\"http://www.w3.org/2000/svg\"><path fill=\"white\" fill-rule=\"evenodd\" d=\"M3 109V105H0V110H2Z\"/></svg>",
  "mask_w": 264,
  "mask_h": 264
}]
</instances>
